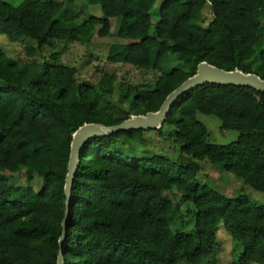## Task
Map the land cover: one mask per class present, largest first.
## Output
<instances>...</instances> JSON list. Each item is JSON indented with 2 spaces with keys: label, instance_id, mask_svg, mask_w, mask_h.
<instances>
[{
  "label": "trees",
  "instance_id": "1",
  "mask_svg": "<svg viewBox=\"0 0 264 264\" xmlns=\"http://www.w3.org/2000/svg\"><path fill=\"white\" fill-rule=\"evenodd\" d=\"M156 0H0V34L22 37L25 59L0 49V264H56L64 183L72 132L85 122L120 123L156 111L200 61L264 79V0H163L151 32ZM78 4L98 5L96 16ZM212 19L205 25L203 9ZM120 39L107 60L158 72L152 84H127L108 72L96 84L79 81L59 53L38 59L50 39L82 44L111 34ZM51 45V43H49ZM179 64L166 70L162 65ZM117 97H114V94ZM197 113L213 114L222 129L239 131L227 144L208 141ZM164 125L174 127L177 161L134 158L146 129L88 141L72 184L65 264H215L220 224L241 244L240 264H264V205L246 194L228 197L200 183L197 160L230 172L244 184L264 183V92L203 84L179 97ZM41 175L34 190L30 167ZM25 168L26 185L9 176ZM181 194L175 202L166 193ZM183 208V210H182ZM193 221L191 232L174 223Z\"/></svg>",
  "mask_w": 264,
  "mask_h": 264
},
{
  "label": "rangeland",
  "instance_id": "2",
  "mask_svg": "<svg viewBox=\"0 0 264 264\" xmlns=\"http://www.w3.org/2000/svg\"><path fill=\"white\" fill-rule=\"evenodd\" d=\"M4 2L13 5L21 6L24 0H3ZM163 0H156L152 10L151 19L153 26L158 21V9ZM88 13L96 16H101V10L98 5L86 6L81 4ZM77 3V7L81 6ZM205 16V25L212 19L208 6L203 9ZM119 24V17L110 18L111 34L106 37L94 35L92 40L87 44L79 42H71L59 39H50L51 45L44 46L38 53L37 58L47 59L50 54L59 53V61L74 67L77 79L79 81H86L91 84H96L100 78L101 73H112L117 77V80L127 84L144 83L152 84L158 75V72L152 70H141L130 64L115 63L107 60V53L112 49L120 39L115 36ZM17 42H10L5 35L0 34V49L8 56L14 59H25L24 46L29 43L30 39L22 37ZM179 64L175 59L168 61L162 65V69L166 70L172 66ZM2 82L0 81V85ZM117 97V94H114ZM197 119L204 123L207 129V139L216 144H227L236 139L239 131L236 129H222L220 119L213 114L197 113ZM174 127L171 125H164L162 130L158 132L155 129H146L142 135V139L134 144V158L143 160L152 155L163 156L169 160L177 161L180 152L179 144L175 143L172 138ZM200 166L197 173V180L206 184L209 188L215 189L228 197H236L239 194H246L252 201L258 205H264V183L259 181H251L244 184L234 174L222 170L219 166L211 164L207 159L197 160ZM34 174V179L31 186L34 190L39 189L41 184V175L36 172L31 166L29 168ZM4 170L0 166V174ZM10 183L13 186L22 187L26 185L25 168L20 169L15 175L9 176ZM173 193H166L171 196L175 202H180L181 194L176 190ZM183 210V208H182ZM184 211V210H183ZM184 222L174 223L175 229L191 232L194 229L193 221L189 218H183ZM215 247V264H240V252L242 246L235 241L228 231L220 224L217 232V240ZM179 264H184L180 260ZM249 264H256L250 262Z\"/></svg>",
  "mask_w": 264,
  "mask_h": 264
},
{
  "label": "water",
  "instance_id": "3",
  "mask_svg": "<svg viewBox=\"0 0 264 264\" xmlns=\"http://www.w3.org/2000/svg\"><path fill=\"white\" fill-rule=\"evenodd\" d=\"M245 86L264 92V79L255 73L243 72L238 68L225 70L206 61L196 65L195 72L183 80L164 98L156 111L145 114L130 115L120 123L104 125L96 122H85L78 126L71 135L70 152L64 183V214L61 220V233L58 239L56 264L64 263V241L67 233L72 184L79 166L80 151L90 140L110 135L119 131L159 128L165 120L170 108L183 94L203 84Z\"/></svg>",
  "mask_w": 264,
  "mask_h": 264
}]
</instances>
